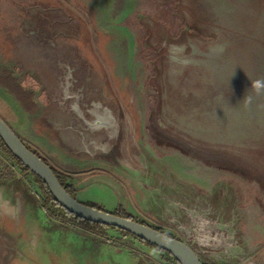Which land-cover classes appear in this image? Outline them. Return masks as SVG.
<instances>
[{"label":"rangeland","instance_id":"rangeland-1","mask_svg":"<svg viewBox=\"0 0 264 264\" xmlns=\"http://www.w3.org/2000/svg\"><path fill=\"white\" fill-rule=\"evenodd\" d=\"M256 81L264 0H0V116L79 201L121 206L204 264L264 263ZM198 218L226 244L200 243ZM0 264L176 262L63 220L0 150Z\"/></svg>","mask_w":264,"mask_h":264},{"label":"water","instance_id":"water-1","mask_svg":"<svg viewBox=\"0 0 264 264\" xmlns=\"http://www.w3.org/2000/svg\"><path fill=\"white\" fill-rule=\"evenodd\" d=\"M0 137L12 153L39 178H41L59 204L72 214L90 222L104 224L127 231L170 253L180 264H203L197 252L186 242L171 238L150 226L131 221L112 212L95 209L72 197L57 179L53 170L33 151L12 127L0 116Z\"/></svg>","mask_w":264,"mask_h":264},{"label":"trees","instance_id":"trees-1","mask_svg":"<svg viewBox=\"0 0 264 264\" xmlns=\"http://www.w3.org/2000/svg\"><path fill=\"white\" fill-rule=\"evenodd\" d=\"M26 146L33 151L37 156H39L54 172V174L56 175L57 179L59 180V182L62 184V186L66 189V191L74 198H77V193L78 190L70 183H68V179L69 177L66 174L61 173L59 170H57L45 157H43L39 152H37L36 150L32 149L30 146H28L26 144ZM0 150L1 152L9 159L11 160L21 171L22 174H32L33 176L36 177V179L38 180V182L41 184L43 191L49 201V203L53 206V208L55 209V211L57 212L58 215H60L63 220L67 221V222H71L74 225L81 227L85 230L91 231L96 233L97 235H101L103 236L105 234V232L109 229H115L118 230L119 232H121L122 234H124L125 236L128 237H133L138 239L142 244L154 248L158 251L164 252L166 254H168L175 262L176 264H180L170 253H168L167 251L145 241L142 240L138 237H136L135 235L124 231L122 229H118L116 227H112V226H108V225H104V224H99V223H94V222H90L87 221L85 219H82L78 216H76L75 214H72L71 212H69L67 209L63 208L59 202L55 199V197L53 196V194L51 193L50 189L48 188V186L46 185V183L39 178L38 176H36L35 174L31 173V171L12 153V151L9 149V147L6 145V143L3 141V139L0 137ZM86 204V203H85ZM87 205L101 210V211H106L109 212L107 210H105L103 207H101L98 204H94V203H87ZM116 216L131 220V221H135L138 223H141L143 225L146 226H150L151 228L164 233L165 235H167L168 237L171 238H176L175 236L171 235L170 233L164 232L163 230L153 227L149 224H147L144 221H140L136 218H134L133 216H131L130 214H128L121 206H119L114 212H113ZM177 239V238H176Z\"/></svg>","mask_w":264,"mask_h":264},{"label":"bare ground","instance_id":"bare-ground-1","mask_svg":"<svg viewBox=\"0 0 264 264\" xmlns=\"http://www.w3.org/2000/svg\"><path fill=\"white\" fill-rule=\"evenodd\" d=\"M196 43V42H195ZM200 47V46H199ZM222 48V47H221ZM203 49V48H201ZM172 50H173V53L175 55L178 54V51L179 50H182L181 48L177 47V46H173L172 47ZM186 51V50H185ZM199 54V53H198ZM222 54V52H221ZM176 59H179L178 56H175ZM180 60V59H179ZM177 63V62H176ZM183 63H187V61H183ZM173 64V63H172ZM175 64V63H174ZM189 64V63H187ZM173 67V66H172ZM176 68V66H175ZM178 68V67H177ZM201 69V68H200ZM184 70V69H183ZM203 70H205L203 68ZM176 72V71H175ZM178 72V71H177ZM204 73V72H203ZM198 75V74H197ZM209 74H207L206 76H208ZM200 76V75H199ZM195 216V215H194ZM200 217V216H199ZM193 218V216H192ZM197 218V217H196ZM199 227H200V233L199 234H202V236H199L198 237V241L206 246H221L223 245V238L219 237L218 235L215 237L212 235V233L209 231L208 227L210 225V223L208 221H206L205 219L203 218H198V221H197ZM199 230V228H198ZM197 237V236H196ZM198 243V242H197ZM226 244V243H225ZM228 245V244H227ZM214 248V247H213ZM240 249V248H239ZM216 250V249H215ZM221 250V249H220ZM241 252V251H240ZM248 261V260H247Z\"/></svg>","mask_w":264,"mask_h":264},{"label":"flooded vegetation","instance_id":"flooded-vegetation-1","mask_svg":"<svg viewBox=\"0 0 264 264\" xmlns=\"http://www.w3.org/2000/svg\"><path fill=\"white\" fill-rule=\"evenodd\" d=\"M107 114H108V117H109V119H108V121H107V128L108 129H112V128H115V124H116V122H115V118L112 116V114L110 113V112H108L107 111Z\"/></svg>","mask_w":264,"mask_h":264},{"label":"clouds","instance_id":"clouds-1","mask_svg":"<svg viewBox=\"0 0 264 264\" xmlns=\"http://www.w3.org/2000/svg\"><path fill=\"white\" fill-rule=\"evenodd\" d=\"M253 87L256 89L257 93L259 94L261 91V88L264 87V85H261L260 81H256L254 82Z\"/></svg>","mask_w":264,"mask_h":264},{"label":"crops","instance_id":"crops-1","mask_svg":"<svg viewBox=\"0 0 264 264\" xmlns=\"http://www.w3.org/2000/svg\"><path fill=\"white\" fill-rule=\"evenodd\" d=\"M18 93H19V91H18ZM18 95H19V97H20V94H18ZM20 100L22 101L21 98H20ZM22 102H23V101H22ZM28 111H29V110H28ZM28 111H26V112H28ZM24 114L27 115V116H29V115H31V116L34 115V114H32L31 112H30V113H25V112H24ZM261 263L264 264L262 261H261Z\"/></svg>","mask_w":264,"mask_h":264},{"label":"built area","instance_id":"built-area-1","mask_svg":"<svg viewBox=\"0 0 264 264\" xmlns=\"http://www.w3.org/2000/svg\"><path fill=\"white\" fill-rule=\"evenodd\" d=\"M197 254H198V253H197ZM198 256H199V258H201L199 254H198ZM201 262H202V261H201ZM202 263H203V262H202ZM203 264H204V263H203Z\"/></svg>","mask_w":264,"mask_h":264}]
</instances>
